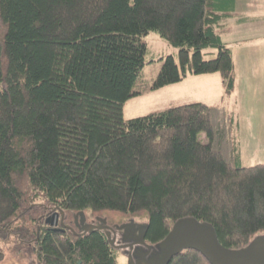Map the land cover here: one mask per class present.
<instances>
[{
  "label": "trees",
  "instance_id": "1",
  "mask_svg": "<svg viewBox=\"0 0 264 264\" xmlns=\"http://www.w3.org/2000/svg\"><path fill=\"white\" fill-rule=\"evenodd\" d=\"M232 1L0 0V263L25 250L31 264H128L104 229L74 228L88 210L147 217L152 246L189 216L232 249L264 232V163L240 164L228 109L195 100L124 114L150 31L179 56L161 57L153 88L216 71L234 88L220 30ZM54 209L72 228H52ZM171 258L211 264L192 247Z\"/></svg>",
  "mask_w": 264,
  "mask_h": 264
},
{
  "label": "rangeland",
  "instance_id": "2",
  "mask_svg": "<svg viewBox=\"0 0 264 264\" xmlns=\"http://www.w3.org/2000/svg\"><path fill=\"white\" fill-rule=\"evenodd\" d=\"M249 32V31H248ZM242 36L246 33H240ZM240 34L238 36H240ZM143 39L149 45V51L146 55L147 63L143 67V71L141 75L138 77L137 83L134 85V91L138 93L128 98L126 104L124 106V114L128 119L129 117L138 116L141 114H147L152 110L162 109L171 107L174 104L183 103L186 100H207L208 102H218L221 98V76L219 72L207 73L208 75H213L208 81L205 82V85H201L197 80L192 82V77H187L181 83H173L171 85L162 86L161 88H153L152 83L155 80L157 74L161 69V65L163 63V59L158 56V53H164L168 55V53L172 49L177 50L178 47L168 44V42L157 34L155 31H150L147 35H144ZM252 48H249L251 52ZM217 48H205L203 50V54L206 58L216 56ZM238 54H242L239 50L236 52ZM179 57V56H178ZM177 57V59H178ZM257 62H250L248 65L242 62H236L235 70L243 69V67H252L257 66ZM191 73H188L186 76H189ZM193 75H196L195 73ZM226 132H228L229 143L226 144V154L229 159H233L231 152L233 143L231 139V129L230 127L226 128ZM264 130V124H263ZM201 139L206 141V134L201 135ZM262 141H257L253 143L251 149L242 150L243 157L240 161L241 165H254L255 163H264V136ZM228 151V152H227ZM233 161V160H232ZM88 220L96 219L97 217H104L108 219V222L112 226H116L118 231H115L118 240L113 238L114 235H111L112 241L114 243L119 244L120 254L118 256V260L121 263H130V260L133 259V262H145L146 259H151V264H159L162 257L164 256L167 248H162V251L157 247L159 253L155 254V256L151 255V252L148 253V247L143 246L141 243L142 234L145 228V223L147 222V217L143 216H127L120 215L115 212H102V213H94L90 210L84 212ZM60 217V216H59ZM65 219V218H64ZM60 221V220H59ZM62 222V218H61ZM108 223V224H109ZM54 224V223H53ZM51 224V225H53ZM86 222L78 224V228L81 230L88 229ZM110 233V232H109ZM111 234L114 232L111 231ZM176 234V233H175ZM262 235V236H259ZM175 236V235H174ZM257 237V238H256ZM256 238L255 243H264V232L257 233V235L253 238ZM134 247L135 249H133ZM156 249V250H157ZM130 250H135L133 258L132 255H128ZM137 250V251H136ZM126 252V253H124ZM5 259L0 264H31L35 255L28 251L22 252H13L6 250ZM132 257L131 259H129ZM145 258V259H144Z\"/></svg>",
  "mask_w": 264,
  "mask_h": 264
},
{
  "label": "crops",
  "instance_id": "3",
  "mask_svg": "<svg viewBox=\"0 0 264 264\" xmlns=\"http://www.w3.org/2000/svg\"><path fill=\"white\" fill-rule=\"evenodd\" d=\"M226 10H232V12L225 15L220 30L222 29L223 41L231 47L234 68L238 61L246 65L250 62L258 64L255 67L251 65L239 70L234 69V88L230 92L227 91L221 76V99L218 102L195 100H201L213 106H222L232 113L235 120L232 131L238 144L241 161L242 150L251 149L253 143L262 141L264 136V0H233ZM240 33L246 34L242 36ZM249 48H252L251 52ZM238 50L243 53L237 55ZM168 54L178 56L176 49H172ZM164 55L166 54L158 53L160 57ZM190 76L192 82L197 80L202 86L214 77L207 73L190 74L184 76L183 80ZM182 81L179 84H182Z\"/></svg>",
  "mask_w": 264,
  "mask_h": 264
},
{
  "label": "water",
  "instance_id": "4",
  "mask_svg": "<svg viewBox=\"0 0 264 264\" xmlns=\"http://www.w3.org/2000/svg\"><path fill=\"white\" fill-rule=\"evenodd\" d=\"M81 213L84 214L83 211H81ZM56 215L58 218L59 213L57 212ZM103 220L106 222L105 219ZM51 221L52 219H47L48 223L53 224ZM63 221H65L64 217L61 222L64 228L66 226L72 228L69 224H64ZM90 225L91 228L98 227L96 224ZM145 225L141 243L143 246L148 247V253L151 252V255L155 256L157 252L159 253L160 250L162 251V248H167L159 264H168L172 256L190 247L203 253L211 264H264V243H255L257 237L246 247L232 249L221 243L213 224L199 221L194 216L179 218L174 223L171 231L167 234V237L158 242L155 246L149 244L145 238V232L148 226L147 223H145ZM86 231H88V229H86ZM157 247L160 250H158ZM131 258L132 257L129 259ZM150 262V258L146 259L145 262H133V259H131L129 264H151Z\"/></svg>",
  "mask_w": 264,
  "mask_h": 264
},
{
  "label": "flooded vegetation",
  "instance_id": "5",
  "mask_svg": "<svg viewBox=\"0 0 264 264\" xmlns=\"http://www.w3.org/2000/svg\"><path fill=\"white\" fill-rule=\"evenodd\" d=\"M59 213V216L60 217H58L57 218V215H56V213ZM64 217V215H63V212L62 211H60V210H50V211H48L47 212V214H46V216H45V218H46V220L47 219H52V223H54L53 225H51L52 226V228L53 229H55V228H62L63 227V225H62V223H61V218H63ZM74 219H73V225H74V228H78V224H80V223H84V222H86V223H88L87 224V228L88 229H90L91 227V225L90 224H96L98 227H95V228H91V229H100V228H102V229H104L108 234H109V237L111 236V235H114L113 236V238H115V240H118L117 239V236H116V234H115V231H118L117 229H116V226H112V225H110V224H108V222H107V219L106 218H104V217H97L96 219H93V220H89V221H86V220H88L87 219V217L88 216H86L85 214H82L81 212H77L75 215H74ZM65 218V217H64ZM103 219H105L106 220V222H104V220ZM60 220V221H59ZM64 222V224H69L68 222H66L65 223V221H63ZM70 225V224H69ZM108 225H109V227H108ZM79 230H81L80 228H78ZM84 230H86V229H84ZM111 231L112 232H114V234H111ZM110 232V233H109ZM117 246H119V244H117ZM133 249H135L134 247H132ZM119 249H122V248H119ZM134 251L135 250H130L129 252H128V255L130 254V255H132V257L134 258L135 257V255H134ZM137 251V250H136ZM124 253H126V252H124Z\"/></svg>",
  "mask_w": 264,
  "mask_h": 264
}]
</instances>
